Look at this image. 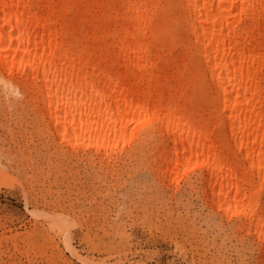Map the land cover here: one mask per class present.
Listing matches in <instances>:
<instances>
[{
    "label": "bare ground",
    "instance_id": "1",
    "mask_svg": "<svg viewBox=\"0 0 264 264\" xmlns=\"http://www.w3.org/2000/svg\"><path fill=\"white\" fill-rule=\"evenodd\" d=\"M0 81L72 153L152 138L153 166L196 173L264 264V0H0Z\"/></svg>",
    "mask_w": 264,
    "mask_h": 264
},
{
    "label": "rangeland",
    "instance_id": "2",
    "mask_svg": "<svg viewBox=\"0 0 264 264\" xmlns=\"http://www.w3.org/2000/svg\"><path fill=\"white\" fill-rule=\"evenodd\" d=\"M1 85L0 264L259 263L254 235L215 209L196 173L171 184L153 166L152 138L110 161L72 153Z\"/></svg>",
    "mask_w": 264,
    "mask_h": 264
}]
</instances>
